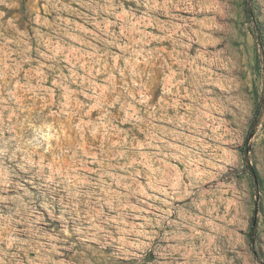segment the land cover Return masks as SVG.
I'll return each instance as SVG.
<instances>
[{"label":"rangeland","instance_id":"rangeland-1","mask_svg":"<svg viewBox=\"0 0 264 264\" xmlns=\"http://www.w3.org/2000/svg\"><path fill=\"white\" fill-rule=\"evenodd\" d=\"M264 263V0H0V264Z\"/></svg>","mask_w":264,"mask_h":264},{"label":"trees","instance_id":"trees-1","mask_svg":"<svg viewBox=\"0 0 264 264\" xmlns=\"http://www.w3.org/2000/svg\"><path fill=\"white\" fill-rule=\"evenodd\" d=\"M262 264H264V263H262Z\"/></svg>","mask_w":264,"mask_h":264}]
</instances>
